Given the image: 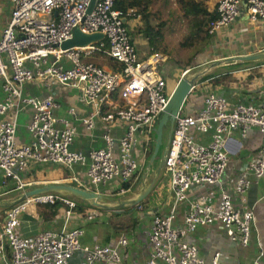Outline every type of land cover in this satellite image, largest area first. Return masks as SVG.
<instances>
[{
    "label": "built area",
    "instance_id": "2783aa9c",
    "mask_svg": "<svg viewBox=\"0 0 264 264\" xmlns=\"http://www.w3.org/2000/svg\"><path fill=\"white\" fill-rule=\"evenodd\" d=\"M10 3L9 22L0 38V83L4 92L0 102L1 186L11 181L18 191H24L32 185L24 175L31 164H39L67 169L70 175L64 181L85 191L97 193L99 185L119 180L113 194H125L138 170L133 154L137 138H151L172 92H168L162 72L167 57L160 53L145 59L138 57L126 25V20L134 15L116 9L114 0H97L90 13V0ZM241 7L250 23L264 21V0H219L216 18L207 26L208 35L232 24ZM75 29L84 35L99 33L103 39L61 49ZM96 54L112 59L121 70H106L93 63L91 59ZM37 82L45 83L50 92L60 88L77 91L80 101L91 110L88 117L80 120L84 132H92L96 121L104 125L102 147L87 155L74 151L76 131L67 120L56 118L55 93L45 97L23 94L25 85ZM260 98V106L230 107L224 98L209 93L197 114L180 112L176 117L164 159L174 208L168 216L156 215L148 221L151 252L145 264H206L198 248L186 237L198 228L214 224L242 247L249 244L253 213L246 207L236 209L223 191L216 203L189 202L183 227L175 228L173 221L175 206L188 200L192 188L219 185L229 162L228 141L235 135L244 139L248 131L255 129L261 138V148L237 180L235 192L243 196L251 178L264 181V91ZM25 108L32 111L27 125L30 141L20 144L18 118ZM69 113L74 115V109L70 108ZM60 124L63 128H58ZM115 124L123 129L117 140L110 135V127ZM191 130L210 135L209 142L195 141ZM230 148L234 150L235 146ZM56 202L65 204L68 212L76 207L73 200L63 195L45 193L26 198L5 211L0 223V264H74L78 256L81 264H123L120 250L128 245L124 236L115 246L82 247L80 229L45 231L33 237L19 233L21 217L30 207ZM208 264H221L219 252L213 253ZM253 264H264V252Z\"/></svg>",
    "mask_w": 264,
    "mask_h": 264
},
{
    "label": "crops",
    "instance_id": "0c3cea01",
    "mask_svg": "<svg viewBox=\"0 0 264 264\" xmlns=\"http://www.w3.org/2000/svg\"><path fill=\"white\" fill-rule=\"evenodd\" d=\"M149 1L146 12L150 15L148 21L152 27L160 25V36L153 44L144 35V22L141 15L132 13L134 16L126 20L129 37L140 59H145L153 53H160L167 57L168 60L162 72L167 82L168 92L174 89L184 72L196 79L181 114H197L203 109L204 98L209 93L224 98L230 107L239 104L260 106V95L264 91V61H252L248 62L250 64L236 66L244 62H226V59L264 53V21L250 23L245 8L241 7L240 15L236 20L210 36L205 45L180 48L181 53H176L173 47L179 48L182 39L191 31L190 17L184 16L176 0ZM202 1L208 12L216 14L215 9L219 0ZM10 11V0H0V38L8 25ZM165 45H168V49ZM192 51L193 54H191ZM173 52L179 57H185V53L189 52L188 64L180 65L179 57L177 60ZM91 61L106 70H118L116 64L103 54L94 55ZM50 93H55L54 97L58 105L55 109L56 118L67 120L69 125L75 128L76 134L72 149L87 155L92 149L102 147L104 125L96 121L92 132H84L80 120L88 117L91 110L80 101L77 91L60 88L58 91L51 90L50 92L42 82L23 87V94L27 96L45 97ZM3 100L4 92L0 83V102ZM70 108L74 109V115H70ZM31 116L32 111L29 108H25L19 115L17 139L20 144H27L30 141L27 125ZM58 128H63V125H58ZM190 133L199 143L205 144L210 140L208 134H199L194 130ZM122 134L123 129L119 125L115 124L110 127V135L115 140L119 139ZM166 134V141L163 144L162 140L154 160L152 156L155 136H151L148 141L138 136L137 145L133 151L138 170L132 180V185L125 194H113L120 184L119 180L99 185L97 194L103 198L100 207H90L84 202L82 212L75 208L70 209L69 212L66 209L50 221L43 220L51 212L49 209L42 206H37L33 210L28 209L22 215L21 222H27L29 225L34 223V227L30 226L25 234H20L24 237H33L45 231L80 229L82 230L80 238L82 247L115 246L119 238L124 236L128 245L120 250L123 264H145L151 252L148 240V221L156 215L168 216L174 208L169 176L164 169V159L169 146V132ZM231 145L235 146L234 150L230 148ZM260 148L261 138L257 130L248 131L244 139L235 135L228 141L229 162L219 185L194 187L188 194V200L175 206L173 221L175 228L183 227L189 202L209 200L216 203L222 191L230 196L236 209L241 210L245 207L251 209L253 223L250 242L246 247L228 238L218 224L198 228L186 237L187 242L198 248L199 256L206 264L209 263L214 252H219L221 264H253L259 258L260 253L264 252V181L251 178V185L243 196L235 192L237 180L246 171ZM117 151L118 148H116V153ZM74 169L77 171V166ZM62 171L67 172L68 170L60 166L31 164L24 179L32 183L29 186L32 189L65 184L64 180L67 176H63ZM149 186L151 190L140 204L135 207L127 206V202L135 199L140 191ZM16 190L15 184L11 181L2 187L0 176V202L5 204L2 210L6 211L19 198L20 194L13 195ZM10 195L13 196L9 197ZM94 213L97 216H94ZM59 216L61 219H57ZM81 260V256L76 257L74 264H81Z\"/></svg>",
    "mask_w": 264,
    "mask_h": 264
},
{
    "label": "water",
    "instance_id": "95a60500",
    "mask_svg": "<svg viewBox=\"0 0 264 264\" xmlns=\"http://www.w3.org/2000/svg\"><path fill=\"white\" fill-rule=\"evenodd\" d=\"M96 3L97 0H90L87 13H90L93 10ZM101 39H103V36L99 33L94 35H84L75 29L73 31V37L70 40L64 42L61 45V49L65 50L74 47H82L100 41ZM252 61L253 62L264 61V53L232 57L226 59V62H252ZM195 81H196L195 78L185 74L179 79L174 89L172 90L168 103L160 119L158 120L157 126L154 131L155 145H154V152H153L154 154L152 156V160H154V158L156 157L159 151V147L162 143L163 131L168 125L171 127L168 137V144L170 143L172 126L174 125L176 117L180 114V112L184 108L185 101L188 98L189 94L191 93L192 89L194 88ZM150 190H151V186L145 187L142 191H140V193L135 199L127 202V206L135 207L138 204H140L144 200V198L148 195ZM45 193H57L65 197H72L74 199H79L87 203L88 206L95 208L100 207L103 202L102 196L95 192L85 191L70 185L60 184V185H47L44 187L34 188L30 191H23L19 195V198L16 200V202L13 203L12 205L22 202L26 198L39 194H45ZM2 207H5V204L0 202V208Z\"/></svg>",
    "mask_w": 264,
    "mask_h": 264
},
{
    "label": "trees",
    "instance_id": "16d2710c",
    "mask_svg": "<svg viewBox=\"0 0 264 264\" xmlns=\"http://www.w3.org/2000/svg\"><path fill=\"white\" fill-rule=\"evenodd\" d=\"M178 5L180 6V9L184 12L185 17H190V25H191V31L188 35H186L181 43L180 46L182 48L187 47H197L201 45H205L207 41L209 40L210 36L207 33V26L208 23L211 22L216 18L215 13H210L205 8L204 2L202 0H176ZM149 0H114V7L120 11H122L123 14L127 13H135L140 14L141 18L144 22V35L146 38L150 39L152 43L154 44L155 40L160 36V25L152 27L148 21V17H150L149 14H147V8L149 5ZM113 63H115L112 59H110ZM117 66V71H120L121 69L119 64L115 63ZM250 64L248 62L237 64L236 66ZM154 134V133H153ZM153 137L155 135H152ZM128 187V186H127ZM71 199L75 200L76 202V210H79V212L83 211V208L85 206L84 202H82L79 199H74L70 197ZM49 211H51L48 214V217L43 220L50 221L53 220L61 211H64L68 209V207L63 204L62 202H56L54 205H45L42 206ZM2 219V216H0V220ZM1 223V222H0Z\"/></svg>",
    "mask_w": 264,
    "mask_h": 264
},
{
    "label": "rangeland",
    "instance_id": "374dc122",
    "mask_svg": "<svg viewBox=\"0 0 264 264\" xmlns=\"http://www.w3.org/2000/svg\"><path fill=\"white\" fill-rule=\"evenodd\" d=\"M174 23H175V21H173ZM185 26V25H184ZM172 44V42L170 43V45ZM165 47H167V49H168V45L166 46L165 45ZM174 49L173 50H176L175 52L176 53H181V50H180V48H182L180 45H179V48H177V46L176 47H173ZM177 50H180L179 52L177 51ZM174 53V52H173ZM194 52L192 51L191 52V54H193ZM175 54V53H174ZM175 56H176V59L178 60V57L179 56H177L176 54H175ZM189 56H190V53L189 52H186L185 53V57H179V60H178V63H180V65H182V66H184V65H187L188 64V61H189ZM173 70V69H172ZM171 72H173V71H171ZM190 77H192L191 75H190ZM170 126L168 125L165 129H164V134L162 135V140H163V144H164V142L166 141V133H168L170 130ZM154 135V134H153ZM68 172V171H67ZM66 171H62V174H63V176H69L70 175V173L68 172L67 173ZM64 185H70V184H67L66 182H65V184ZM70 186H73V187H78V185H76V184H72V185H70ZM30 190H32V188L31 187H26L25 189H24V191H30ZM23 191H18V190H16V191H14L13 192V195L14 196H17V195H19V194H21ZM13 195H10L9 197H12ZM67 198H70V197H67ZM7 199V198H6ZM35 208H37V206H33V207H30V210H33V209H35ZM3 212V213H2ZM4 214H5V210H2L1 208H0V216H2V218L4 217ZM57 219H61V216H59ZM2 221V219L0 220V222ZM34 227V223L32 224H28L27 222H24V223H22L21 224V227L19 228V233H24L25 234V232L28 230V228L29 227ZM23 235V234H22Z\"/></svg>",
    "mask_w": 264,
    "mask_h": 264
},
{
    "label": "flooded vegetation",
    "instance_id": "af4514ba",
    "mask_svg": "<svg viewBox=\"0 0 264 264\" xmlns=\"http://www.w3.org/2000/svg\"><path fill=\"white\" fill-rule=\"evenodd\" d=\"M173 127H174V125L172 126V130H173ZM168 129H169V128H168ZM170 129H171V127H170ZM170 129H169V130H170Z\"/></svg>",
    "mask_w": 264,
    "mask_h": 264
},
{
    "label": "clouds",
    "instance_id": "9594fccd",
    "mask_svg": "<svg viewBox=\"0 0 264 264\" xmlns=\"http://www.w3.org/2000/svg\"><path fill=\"white\" fill-rule=\"evenodd\" d=\"M172 135V134H171Z\"/></svg>",
    "mask_w": 264,
    "mask_h": 264
}]
</instances>
